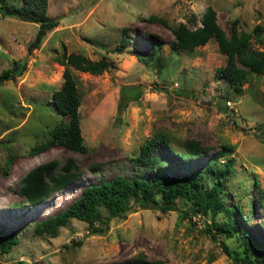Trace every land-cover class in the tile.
I'll use <instances>...</instances> for the list:
<instances>
[{"label":"rangeland","instance_id":"obj_1","mask_svg":"<svg viewBox=\"0 0 264 264\" xmlns=\"http://www.w3.org/2000/svg\"><path fill=\"white\" fill-rule=\"evenodd\" d=\"M4 3L23 8L21 0ZM205 6L214 10L226 36L231 28L250 32L257 25L264 37V0H46V15L58 23L30 54L26 47L37 24L0 15V78L12 60L25 62L21 74L0 79V231L17 236V244L0 254V264H122L154 259L164 264H233L231 256L244 254L241 237L214 232L227 214L201 215L183 198L175 199L176 210L168 212L139 208L130 200L131 209L123 218L105 220L102 212L94 223L104 227L99 234H90L88 225L75 219L59 228L55 237L32 232V222L64 208L87 184L116 175L183 174L207 158L219 166L230 159L219 198L234 208L233 216L248 231L264 238V73L247 74L240 92L234 93L215 74L225 56L213 39L189 52L171 43L169 27L183 23L193 28L198 23L190 15ZM150 15L166 25L149 21ZM121 37L125 48L117 52ZM153 47L147 64L133 56L135 52L146 56ZM62 51L112 63L98 75L70 68L87 151L54 146L30 155L29 148L49 138L51 127L64 118L50 101L63 69L53 58ZM123 88H134L128 91L134 96L121 108L118 97L126 99ZM154 132L166 135L168 146L155 147L147 162L135 161L140 144ZM187 140L198 142L199 155L183 156ZM66 157L80 166V177L38 205L24 203L16 189L27 170L48 159L62 163ZM212 181L213 175L206 173L203 183L209 186ZM219 242L226 245L229 256Z\"/></svg>","mask_w":264,"mask_h":264},{"label":"trees","instance_id":"obj_2","mask_svg":"<svg viewBox=\"0 0 264 264\" xmlns=\"http://www.w3.org/2000/svg\"><path fill=\"white\" fill-rule=\"evenodd\" d=\"M21 4L23 8L18 9L0 0V15L37 24L34 38L26 47L27 54H30L38 47L46 31L57 25L58 20L46 15V0H21ZM190 18L194 23H198L193 28L183 23L169 27L173 37L172 46L189 52L213 39L219 53L225 56L224 64L215 69V74L226 82L234 93L240 92L247 74L264 73V37L259 26H254L250 32L231 28L230 34L226 36L217 25L215 12L210 6H205L197 14H191ZM147 19L166 25L163 19L153 15L148 16ZM254 43L260 46V49L254 48L252 46ZM124 45L125 39L121 37L115 51H122L125 48ZM154 52L153 47L146 56L137 52L133 53V56L143 64H147ZM53 61L61 65L63 69L61 84L58 89L52 91L50 101L54 110L64 118L51 127L49 138L29 148L27 153L35 155L54 146L84 153L87 148L83 144L79 126L80 98L70 68L90 75H98L112 67V63L103 58L95 61L80 53L65 51L55 56ZM24 68V61L12 60L11 66L4 71L0 79L2 81L12 79L21 74ZM131 89L134 88L122 89L126 99L123 100L122 94L119 95L118 106L121 108L125 106L128 99H133L134 93L128 92ZM223 109H226L224 103ZM161 144L168 146L167 136L154 132L140 144L139 152L134 157L135 161L147 162L151 151ZM184 150L183 156L194 157L199 155L200 146L195 140H187ZM10 160L11 157L6 159L4 170L8 167ZM149 161L152 163L155 159ZM229 164L230 159L219 166L212 159L207 158L202 165L183 174L154 175L151 178H128L116 175L87 184L64 208L32 222V232L36 236L55 237L59 228L64 227L70 219H75L86 223L90 234H99L104 227L94 223L101 220L102 212L105 213V220L123 218L131 209L128 204L130 200L134 201L139 208L168 212L176 210L175 199L183 198L194 212L201 215L208 213L213 217L219 212L227 214L226 222L218 224L214 232L224 233L227 237L235 234L241 237L240 244L244 254L240 257L231 256L233 264H264V238L256 237L248 231L241 224L240 219L233 216L234 208L226 206L219 198L221 186L229 174ZM91 171H93L92 168ZM80 173L81 168L72 157H66L62 163L55 159H48L27 170L18 180L16 193L24 203L35 206L52 193L75 182L80 177ZM206 173L213 175V181L209 186L203 183ZM181 213L186 214L185 211ZM206 231L208 228H205L204 232ZM16 244L15 232L0 231V254L7 253ZM219 247L226 256H229L225 244L219 242ZM122 264H164V262L154 259Z\"/></svg>","mask_w":264,"mask_h":264}]
</instances>
